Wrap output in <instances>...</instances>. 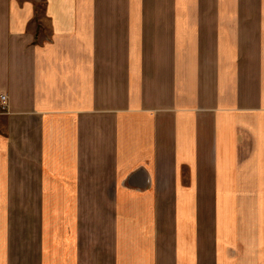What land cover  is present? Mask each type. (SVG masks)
Listing matches in <instances>:
<instances>
[{
  "label": "crops",
  "instance_id": "0c3cea01",
  "mask_svg": "<svg viewBox=\"0 0 264 264\" xmlns=\"http://www.w3.org/2000/svg\"><path fill=\"white\" fill-rule=\"evenodd\" d=\"M1 93L0 264H264V0H0Z\"/></svg>",
  "mask_w": 264,
  "mask_h": 264
},
{
  "label": "rangeland",
  "instance_id": "374dc122",
  "mask_svg": "<svg viewBox=\"0 0 264 264\" xmlns=\"http://www.w3.org/2000/svg\"><path fill=\"white\" fill-rule=\"evenodd\" d=\"M0 109H1V110H0L1 113H6V111H7V106H6L5 109H3L2 107H0ZM75 228H76V230H77V227H76V226H75ZM101 234H102V235H105V234L107 235V234H108V228H106V227H105V228L102 227V228H101Z\"/></svg>",
  "mask_w": 264,
  "mask_h": 264
},
{
  "label": "built area",
  "instance_id": "2783aa9c",
  "mask_svg": "<svg viewBox=\"0 0 264 264\" xmlns=\"http://www.w3.org/2000/svg\"><path fill=\"white\" fill-rule=\"evenodd\" d=\"M0 100H1V107L3 108V109H5L6 108V94H4V93H1L0 94Z\"/></svg>",
  "mask_w": 264,
  "mask_h": 264
}]
</instances>
